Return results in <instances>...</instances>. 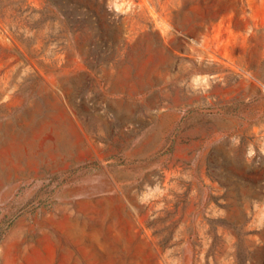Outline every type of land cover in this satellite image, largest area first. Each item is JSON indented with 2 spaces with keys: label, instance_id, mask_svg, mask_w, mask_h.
<instances>
[{
  "label": "rangeland",
  "instance_id": "1",
  "mask_svg": "<svg viewBox=\"0 0 264 264\" xmlns=\"http://www.w3.org/2000/svg\"><path fill=\"white\" fill-rule=\"evenodd\" d=\"M0 264H264V0H0Z\"/></svg>",
  "mask_w": 264,
  "mask_h": 264
}]
</instances>
